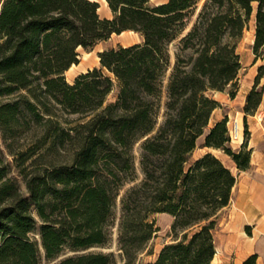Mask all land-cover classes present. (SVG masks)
Wrapping results in <instances>:
<instances>
[{"label":"trees","instance_id":"1","mask_svg":"<svg viewBox=\"0 0 264 264\" xmlns=\"http://www.w3.org/2000/svg\"><path fill=\"white\" fill-rule=\"evenodd\" d=\"M107 1L111 18L95 0H0V129L46 126L42 143L51 152V163L21 170L25 194L0 149V264H40L41 246L49 261L75 252L54 264H112L111 254L86 250L110 242L121 191L138 180V143L143 178L121 197L118 225L127 263L136 264L160 230L152 215L167 213L174 241L140 264H213L217 215L237 176L212 152L191 157L205 135L203 147L222 150L240 170L251 167L247 116L263 100L264 64L247 95L240 148L231 146L228 115L210 122L222 107L214 92L239 91L238 45L254 15L255 62L264 58V0H207L188 31L200 0ZM130 30L144 42L101 51V67L67 80L80 48ZM243 264H258V255Z\"/></svg>","mask_w":264,"mask_h":264},{"label":"rangeland","instance_id":"2","mask_svg":"<svg viewBox=\"0 0 264 264\" xmlns=\"http://www.w3.org/2000/svg\"><path fill=\"white\" fill-rule=\"evenodd\" d=\"M95 1H98L101 7V1L99 0H95ZM165 1L167 0H151L150 4L151 5L160 4ZM206 1L207 0H200L199 3L197 4L196 11L190 18L189 28L187 29V31L190 30L194 25L200 10ZM100 14L103 17H110V18L113 17V13L110 7L108 9L103 7V10L100 12ZM255 23L256 22L254 19H252L249 22V25L245 30L244 37L242 38V40L239 42L238 45V52L241 55V61L244 67L239 75L240 85L245 83V76L250 71V68L252 67L254 62V53L252 49V44L255 34ZM143 42H144V37L140 33L135 31L133 32L128 31L127 34L126 33L121 35L113 34L111 38L97 43L94 47L90 49L80 48L79 62L75 64L72 74L70 73L69 75H66L67 80L70 83H73L75 78L80 73L86 72L89 69H93L95 67H101V61L99 56V53L101 51L118 47L119 45L128 46V44L132 45L135 43H143ZM178 42L179 40H175L170 46L173 62L175 61V51ZM105 72L113 76V74H111L107 69H105ZM169 74L170 72L168 73V75ZM168 75L165 80L164 94L162 99V109L159 116V124H161L164 120L163 113L165 110V102L167 100L166 93H167V85H168ZM262 84H264V79L262 80ZM118 91H119V87L118 85H116L112 93L108 96L107 103L116 100ZM227 92L228 91H225L223 93H218V92L214 93V96L222 103V109L224 112H226V110L229 108L228 105H224L223 103V101L226 100L225 98L226 95H228ZM2 100L6 101L7 98H4ZM78 117L79 115L76 114H72V115L63 114V119L64 120L68 119V121H74L78 119ZM235 119H236L235 116L229 118L232 124L234 123ZM239 119L241 120V116L239 117ZM240 124L242 123L240 122ZM46 129H47L46 126H40L38 128L34 127L31 130L19 129L12 134L11 133L5 134L0 129V149H1L2 157L6 163L10 164L11 175L17 177V179L21 182L22 190L25 194H27V188L21 170L26 169V172H29L32 170V164L41 163V162L51 163V152L48 153L49 151L46 150L47 145L44 146L42 143L47 133ZM204 136L205 135L199 138L197 148L195 149L191 157L192 160L199 158L200 155H203V153L205 152V149L203 148V143L205 140ZM237 145L238 143L236 144L231 143V146L235 150L240 148ZM135 154H136L138 180L133 183H128L121 191V195L117 203V208L115 210L116 221L115 224L110 228L111 238L109 244L106 245L105 247H93L86 250V251H103L105 253L111 254L112 264H128L127 258L125 257L122 249L120 248L118 225L121 216V197L124 195V193L130 186L139 182L143 178V173L140 168V158H141L140 143L136 145ZM216 154L222 156L221 152H216ZM43 155H45V157H43ZM64 159L66 160V157ZM152 218L156 220L157 226H159L160 230L153 236V238L150 240V242L145 247V249L139 254L136 264L147 263L156 260L162 248L166 244L173 242L175 239L172 231L173 221L171 216L163 213H154L152 215ZM40 225L41 223L39 221V227ZM39 233L40 230H38V232L36 233L37 238H39L40 236ZM41 253H42V260L40 264H54L57 261H59L61 258L72 255L75 252L67 251L64 255H62L61 257H59L54 261H49L46 259L45 250L42 246H41Z\"/></svg>","mask_w":264,"mask_h":264},{"label":"crops","instance_id":"3","mask_svg":"<svg viewBox=\"0 0 264 264\" xmlns=\"http://www.w3.org/2000/svg\"><path fill=\"white\" fill-rule=\"evenodd\" d=\"M253 19L255 20V15ZM262 64H264V58H259L255 62L254 55V62L245 76V83L239 84V91L235 98H231L227 92L228 95L223 103L229 108L226 112L222 107L215 109L210 126L226 115L229 118L235 116L244 126L246 117L244 106L247 95L254 85L259 66ZM247 122L250 131L249 147L252 149L249 169L240 170L235 161L220 149L203 147L205 149L203 154L214 153L237 176L230 203L217 215L218 222L214 231L216 254L213 264H243L253 254L258 255V264H264V96L258 110L247 116ZM231 123L229 120L228 125L230 126ZM243 141L244 137L237 146L240 147ZM216 152H221L222 156L217 155ZM168 215L173 221L174 217Z\"/></svg>","mask_w":264,"mask_h":264},{"label":"built area","instance_id":"4","mask_svg":"<svg viewBox=\"0 0 264 264\" xmlns=\"http://www.w3.org/2000/svg\"><path fill=\"white\" fill-rule=\"evenodd\" d=\"M229 124V122H228ZM229 130H230V136H231V143L232 144H236L239 142H241L243 140L244 137V126L243 124H240V122L235 119L234 123L229 126Z\"/></svg>","mask_w":264,"mask_h":264},{"label":"bare ground","instance_id":"5","mask_svg":"<svg viewBox=\"0 0 264 264\" xmlns=\"http://www.w3.org/2000/svg\"><path fill=\"white\" fill-rule=\"evenodd\" d=\"M99 1H101V7L99 8V12H101L103 10V7L107 8V9L109 8L106 0H99ZM130 31L133 32L132 30H130ZM125 33L127 34V31ZM74 67H75V64L72 65L69 70H67L66 75H69L70 73L72 74Z\"/></svg>","mask_w":264,"mask_h":264}]
</instances>
